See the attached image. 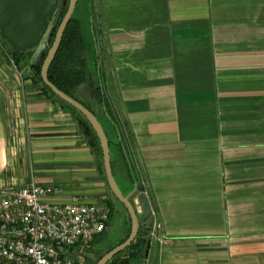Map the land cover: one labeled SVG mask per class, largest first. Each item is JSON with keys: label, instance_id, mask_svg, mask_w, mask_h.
<instances>
[{"label": "crops", "instance_id": "0c3cea01", "mask_svg": "<svg viewBox=\"0 0 264 264\" xmlns=\"http://www.w3.org/2000/svg\"><path fill=\"white\" fill-rule=\"evenodd\" d=\"M93 1L98 71L133 173L113 146L114 178L151 211L140 253L123 258L264 264V0ZM39 96L15 113L0 94V186L34 180L119 212L83 128ZM155 222L162 241L150 237Z\"/></svg>", "mask_w": 264, "mask_h": 264}, {"label": "built area", "instance_id": "2783aa9c", "mask_svg": "<svg viewBox=\"0 0 264 264\" xmlns=\"http://www.w3.org/2000/svg\"><path fill=\"white\" fill-rule=\"evenodd\" d=\"M102 202L106 200L101 197ZM140 214L138 199L133 202ZM106 203L88 204L77 195L64 197L56 185L34 180L0 186V264H86L84 252L104 233ZM150 237L162 241L155 222Z\"/></svg>", "mask_w": 264, "mask_h": 264}, {"label": "trees", "instance_id": "16d2710c", "mask_svg": "<svg viewBox=\"0 0 264 264\" xmlns=\"http://www.w3.org/2000/svg\"><path fill=\"white\" fill-rule=\"evenodd\" d=\"M67 5H68V0L65 3V7L63 8V11L61 13V16L59 17L56 27L62 20L63 15L67 10ZM76 9H77V5L75 7V10L71 16L68 25L64 30L62 40L58 48V51L54 57V60L52 61L48 69V74H47L48 80L58 90L62 91L67 96L79 102L81 105H83L86 109L91 111L96 116V118L99 120L100 124L102 125L106 137L108 139L109 149L111 150L113 146L118 147L119 154L125 161V165L128 169L129 175L133 177L132 167L126 155V152L123 149L122 141L119 140L121 138V135L119 134V128L117 123L112 118L111 112L109 110L108 102L105 97L104 89L102 86L101 75L99 74L98 71L99 57H98L97 39L94 28L93 10L90 6V10L88 14H86V18L82 20L80 17L75 15ZM55 30L51 34V37L47 44V50L50 48L53 42ZM1 39L3 43H5L9 47V51L12 55V58L17 64L21 62V58H28L31 56L30 53L13 51L10 45L3 38ZM34 78L35 79H33L34 80L33 82L35 83V86H39V90L41 94L45 96L47 99H55L59 104L60 108L63 111L70 114L80 124L83 130H85L87 136L89 137L87 138L89 141L90 149L93 152V154L96 156L100 174L103 177L104 181L106 182L99 142L93 130L91 129L89 123L78 111H76L73 107H71L67 103L61 101L43 84L40 77V70L36 72ZM86 94L88 95L89 100L94 102V104L98 108V112L93 111L89 103L82 98V95H86ZM97 114H100V117ZM102 120L108 122V125L113 130L114 134L112 135L109 134V131L107 127H105V125L102 123L103 122ZM111 167L113 171L112 163H111ZM121 206L123 207V205ZM109 210H110L109 216L111 218V215L113 213V207L111 203H109ZM128 221L130 223L129 216H128ZM129 232L124 237V239L120 241V243H122L128 237ZM143 233H145L144 224L140 225L138 235L135 238V240L130 244V246L127 249H125L123 252L115 256V258L111 260L108 264H117L118 261L121 258H123V256H127L129 258L137 257L143 246L142 243L143 241L141 239V235Z\"/></svg>", "mask_w": 264, "mask_h": 264}, {"label": "water", "instance_id": "95a60500", "mask_svg": "<svg viewBox=\"0 0 264 264\" xmlns=\"http://www.w3.org/2000/svg\"><path fill=\"white\" fill-rule=\"evenodd\" d=\"M78 0H68L67 10L55 30V35L50 48L42 61L40 77L43 84L61 101L67 103L78 111L89 123L93 130L101 150V157L106 183L113 197L125 208L130 219V232L128 237L120 244L105 253L96 264H108L118 254L127 249L138 235L140 225L149 218L151 211L144 194L138 195L141 207L139 214L134 208L132 195L123 194L120 190L111 167L109 142L102 125L96 116L79 102L58 90L47 77L48 69L60 46L62 36ZM61 6L60 0H0V37L3 38L13 51L32 54L37 58L44 42L48 40L53 25L56 24V16ZM128 258H121L117 264H128Z\"/></svg>", "mask_w": 264, "mask_h": 264}, {"label": "rangeland", "instance_id": "374dc122", "mask_svg": "<svg viewBox=\"0 0 264 264\" xmlns=\"http://www.w3.org/2000/svg\"><path fill=\"white\" fill-rule=\"evenodd\" d=\"M60 1L61 6L59 7V12L56 16L57 22L59 20V17L61 16V13L63 11V8L65 7V3L67 0ZM93 3L94 1L92 0H78L75 15L80 17L82 20L85 19L86 14H88L90 6L92 8ZM55 27L56 25L54 24L48 36V40L44 42V46L41 49L39 56L37 58H33L31 54V56L28 58H21V62H19L18 64L13 60L12 55L9 51V47L5 43H3L0 37V94L6 95L7 98H9V103L12 105L15 113H18L16 111L22 108V102L30 96L37 97L40 95L39 97L41 100H46V97L41 94L39 86H35L33 79H35L34 77L36 72L40 70L43 57L47 53V44L49 42L51 34L55 30ZM82 98L90 105V101L88 99L87 94L82 95ZM50 101L58 109L61 110L59 104L55 99H50ZM15 113L13 114L14 116L12 118L9 117L8 119L9 126L7 130L10 135V144H15L18 141L20 135L19 132L21 130L20 123H17L18 118H15ZM20 114L21 112L19 113V116ZM83 139L87 144H89V141H87L85 137ZM110 199L113 205L117 207L119 212L113 211L111 215L110 226L106 234L104 236L102 235L103 237L101 236L99 239L91 243L85 250L83 257L86 264H96L99 258L103 256L105 251L100 250L99 247L115 246L123 238L124 227L122 222V214L126 215V212L125 209L121 206V204H119V202L112 196V194L110 196Z\"/></svg>", "mask_w": 264, "mask_h": 264}]
</instances>
